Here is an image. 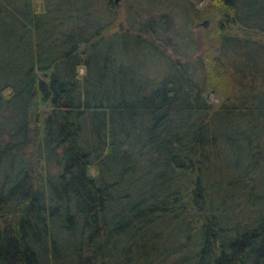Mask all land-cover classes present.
Returning <instances> with one entry per match:
<instances>
[{"label":"trees","instance_id":"obj_1","mask_svg":"<svg viewBox=\"0 0 264 264\" xmlns=\"http://www.w3.org/2000/svg\"><path fill=\"white\" fill-rule=\"evenodd\" d=\"M162 1L0 0V264H264V0Z\"/></svg>","mask_w":264,"mask_h":264},{"label":"rangeland","instance_id":"obj_2","mask_svg":"<svg viewBox=\"0 0 264 264\" xmlns=\"http://www.w3.org/2000/svg\"><path fill=\"white\" fill-rule=\"evenodd\" d=\"M30 1L33 7L38 6L36 8H39V9L41 8L40 0H30ZM117 1H118V6H119L118 9L121 10L122 19H123V22H125V17L127 16V12H128L127 5L130 2V0H117ZM185 1L186 0H168V1L166 0L160 3V10H162L163 12H167L168 17L170 18V23H171L170 31H172V34L173 32L176 33L183 28L187 31V33L193 34V32L196 33L197 31L203 30L209 25L208 23H207L208 25L207 24L202 25L201 24V22H203L202 20L198 24H196L194 27L191 26V24L189 23L190 22L189 19L187 20V18L183 17V12L185 10L184 8L186 5ZM206 2H207L206 0H197L194 6L196 9H201L202 7L205 6ZM155 12L157 14L159 13V9L157 7H155ZM180 34L182 35V33ZM82 70H83L82 68L79 69V72L81 73ZM207 100L210 102L211 101L215 102V98L211 94L207 95ZM171 258L167 260H170ZM166 263L167 261H160V262H157L156 264H166Z\"/></svg>","mask_w":264,"mask_h":264},{"label":"water","instance_id":"obj_3","mask_svg":"<svg viewBox=\"0 0 264 264\" xmlns=\"http://www.w3.org/2000/svg\"><path fill=\"white\" fill-rule=\"evenodd\" d=\"M117 0H114V3H116ZM201 24H206V21L201 22Z\"/></svg>","mask_w":264,"mask_h":264}]
</instances>
